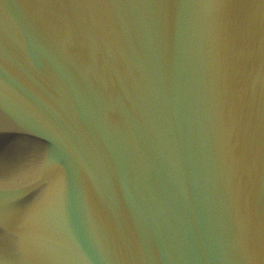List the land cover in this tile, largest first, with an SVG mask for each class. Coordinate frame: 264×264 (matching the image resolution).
Instances as JSON below:
<instances>
[{
	"label": "water",
	"instance_id": "obj_1",
	"mask_svg": "<svg viewBox=\"0 0 264 264\" xmlns=\"http://www.w3.org/2000/svg\"><path fill=\"white\" fill-rule=\"evenodd\" d=\"M0 264H264V0H0Z\"/></svg>",
	"mask_w": 264,
	"mask_h": 264
}]
</instances>
